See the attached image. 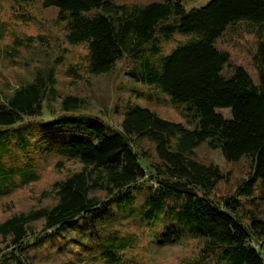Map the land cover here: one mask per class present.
Returning <instances> with one entry per match:
<instances>
[{
    "label": "trees",
    "instance_id": "obj_1",
    "mask_svg": "<svg viewBox=\"0 0 264 264\" xmlns=\"http://www.w3.org/2000/svg\"><path fill=\"white\" fill-rule=\"evenodd\" d=\"M40 1L44 9H58L71 45L86 46L88 73L106 74L118 61L131 59L129 76L169 95L194 128L129 103L117 129L99 116L79 113L85 103L76 96L65 97L61 112L55 113L50 109L59 98L54 67L37 70L11 94L0 93L1 198L17 185L37 181L39 162L50 153L83 164L54 184L53 207L15 214L0 224V264H34L32 250L46 248L50 239L88 227L94 219L106 221L113 210L131 205L135 193L144 192L142 220L159 246L197 239L202 242L198 261L264 264V220L242 214V201L254 198L264 184V0H211L190 10L183 0L141 7L109 0ZM239 23L251 25L258 39V82L242 66L233 67L231 76L223 74L230 54L219 50L216 41ZM175 34L195 37L158 58L161 43ZM32 39L19 37L4 50L16 60L22 49L33 46ZM81 71L71 66L68 74L77 79ZM69 128L78 133L63 135ZM143 139L155 145L159 162H149L147 152L136 150L135 140ZM12 142H21L27 159L8 171L4 163L22 155L9 149ZM205 143L228 162L251 159L250 175L235 195L213 197L224 175L217 165L196 159V149ZM98 189L104 198L94 194ZM41 220L43 232L36 234L32 224ZM102 256L112 264H131L112 247Z\"/></svg>",
    "mask_w": 264,
    "mask_h": 264
},
{
    "label": "rangeland",
    "instance_id": "obj_2",
    "mask_svg": "<svg viewBox=\"0 0 264 264\" xmlns=\"http://www.w3.org/2000/svg\"><path fill=\"white\" fill-rule=\"evenodd\" d=\"M109 1L117 5L141 7L164 0ZM210 1L183 0V5L186 10H190L205 6ZM253 29L247 23H239L229 27L216 41L219 50L230 54L229 65L223 71L225 76L232 75L233 67L242 66L255 82L259 81L254 63L258 39ZM68 34L67 23L59 19L56 7L44 9L40 0L32 3L0 0V93L11 94L23 83L31 81L37 70L54 67L59 82V98L50 104V109L55 113L61 112V102L65 97L76 96L85 103L79 113L99 116L117 129H121L125 107L129 103L147 107L166 120L194 128V124L189 123L183 115L181 106H177L169 95L153 90L152 86L137 82L129 76L130 67L133 65L131 59L123 58L106 74L88 73L86 46L71 45L67 41ZM19 37H33L30 40L33 46L30 49H22L20 57L11 60L4 48ZM194 37L191 34L173 35L171 39L161 43L158 58L165 59L177 46L191 42ZM71 66H75L76 69L82 67L79 78L69 76ZM143 95H148L149 99ZM75 132L78 133L75 129L69 128L67 133L62 134L74 135ZM135 144L138 152H147L152 157L148 159L149 162H159L153 143L143 139L135 140ZM10 148H13L14 152L22 151V155L4 163L8 171L13 169L11 165L21 167L27 159L26 151L21 149V142H12L9 144ZM27 148L29 151L33 150L31 143ZM6 153L8 151H3V154ZM195 157L204 164L217 165L222 171L224 179L218 183L212 194L218 200L235 195L240 183L249 177L252 170L250 158L244 157L236 163L228 162L220 150L211 149L206 143L196 149ZM82 168L81 162L52 153L41 158L37 181L28 185H17L7 196L0 197V224L15 214L53 207L57 203L54 184ZM94 194L101 198L105 197V193L100 189ZM145 196L146 192L135 193L131 205L113 210L106 221L94 219L88 227L83 226L78 231H68L61 237L50 239L45 245L46 248L32 250L29 257L34 264H112L102 256L105 248L112 247L120 257L131 264H214L213 259L197 260L202 247V242L197 239L164 247L154 242L146 223L142 220ZM242 203L244 217L255 216L264 220V184L257 187L254 198L245 199ZM43 225L44 221L41 220L32 224V228L36 234H41ZM128 244L130 247L123 249L125 248L123 245ZM3 246V239L0 236V248Z\"/></svg>",
    "mask_w": 264,
    "mask_h": 264
}]
</instances>
